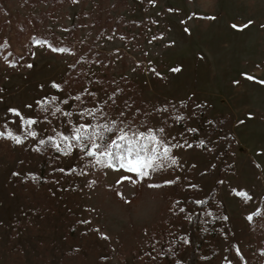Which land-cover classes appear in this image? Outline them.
Segmentation results:
<instances>
[{"label":"rangeland","instance_id":"1","mask_svg":"<svg viewBox=\"0 0 264 264\" xmlns=\"http://www.w3.org/2000/svg\"><path fill=\"white\" fill-rule=\"evenodd\" d=\"M107 122L168 156L65 154ZM8 130L0 264H264V0H0Z\"/></svg>","mask_w":264,"mask_h":264},{"label":"snow or ice","instance_id":"2","mask_svg":"<svg viewBox=\"0 0 264 264\" xmlns=\"http://www.w3.org/2000/svg\"><path fill=\"white\" fill-rule=\"evenodd\" d=\"M60 51L64 50L61 49ZM9 111L16 112L15 109H10ZM57 111H60V109H57ZM16 114L19 115L18 112ZM67 115L71 116V113ZM24 123L32 125L36 122L26 120ZM111 133H113V128L106 125L92 126L81 124L74 127L70 136L61 134L64 141H72V143L66 146L65 154L70 152L72 148L83 146L82 150L85 155L95 157L98 164L103 160L107 162L108 167H116L133 173L136 176L146 177L149 175V170H155L160 166L157 162L161 158H166L170 151L168 147H165L163 152H159L155 144L144 143L143 133H136L130 136L123 129H120L118 134L109 139L108 134ZM5 135L16 143H21L20 138L15 136L11 130H8L7 133L0 132V136ZM28 135L35 136L36 133L29 132ZM48 139L49 141L52 140L51 137ZM147 139L149 141H156V136L149 135ZM45 143L44 140L40 141L41 145ZM55 147L59 151L61 146L57 144ZM173 163H175V160H173ZM125 179H129V177H121V180L117 182L120 183ZM154 186L149 185V187ZM241 195L246 196L245 193H241Z\"/></svg>","mask_w":264,"mask_h":264},{"label":"trees","instance_id":"3","mask_svg":"<svg viewBox=\"0 0 264 264\" xmlns=\"http://www.w3.org/2000/svg\"><path fill=\"white\" fill-rule=\"evenodd\" d=\"M58 1H61V0H58ZM42 41H45V40H42ZM104 125L113 128V133L108 134V135H109V139H111L112 136L116 135V130H115V128H114L113 126L110 125L109 122H107V123L104 124ZM45 142H46V143H48V142H51V143H52L53 141H52V140L49 141V139H46ZM82 147H83V146L79 147V149H80V151H81L82 153H84V151L82 150ZM47 148H48L47 146H44V147H43V150H40V151H39V156L42 158V160L45 159V156H43V155H44L43 153H45V152L47 151Z\"/></svg>","mask_w":264,"mask_h":264}]
</instances>
